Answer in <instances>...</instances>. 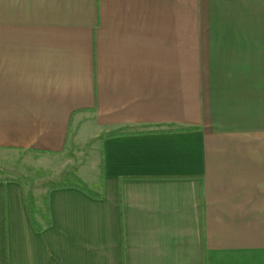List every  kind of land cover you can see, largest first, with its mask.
Returning a JSON list of instances; mask_svg holds the SVG:
<instances>
[{
    "label": "crops",
    "instance_id": "0c3cea01",
    "mask_svg": "<svg viewBox=\"0 0 264 264\" xmlns=\"http://www.w3.org/2000/svg\"><path fill=\"white\" fill-rule=\"evenodd\" d=\"M94 137L43 231L0 177V264H264V0H0V149Z\"/></svg>",
    "mask_w": 264,
    "mask_h": 264
},
{
    "label": "rangeland",
    "instance_id": "374dc122",
    "mask_svg": "<svg viewBox=\"0 0 264 264\" xmlns=\"http://www.w3.org/2000/svg\"><path fill=\"white\" fill-rule=\"evenodd\" d=\"M100 161V143L95 137L71 143L57 154L0 149V177L21 180L35 209L44 213L47 191L54 185L81 182L98 190Z\"/></svg>",
    "mask_w": 264,
    "mask_h": 264
},
{
    "label": "trees",
    "instance_id": "16d2710c",
    "mask_svg": "<svg viewBox=\"0 0 264 264\" xmlns=\"http://www.w3.org/2000/svg\"><path fill=\"white\" fill-rule=\"evenodd\" d=\"M69 186L79 187L83 189L84 191L88 192L89 194L100 196V194L96 195L95 193L91 192L88 189V187L81 182H78V183L66 182V183H62L59 185H54L50 189L55 188V187H69ZM26 203H27V208L29 211L31 222L35 230L43 231L44 229H46L52 224V220H51L50 212H49V206H48V196L46 197V208H45L44 214L43 212L42 214H40V212L37 209H35L33 199L31 198V196L27 195ZM39 216L41 218H39Z\"/></svg>",
    "mask_w": 264,
    "mask_h": 264
}]
</instances>
